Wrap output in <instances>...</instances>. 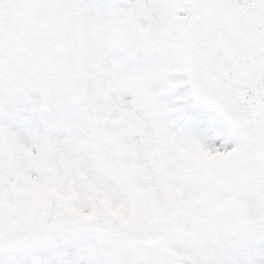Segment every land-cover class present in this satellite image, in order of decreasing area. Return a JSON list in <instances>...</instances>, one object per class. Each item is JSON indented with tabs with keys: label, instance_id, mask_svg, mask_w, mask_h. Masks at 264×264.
Returning a JSON list of instances; mask_svg holds the SVG:
<instances>
[{
	"label": "snow or ice",
	"instance_id": "obj_1",
	"mask_svg": "<svg viewBox=\"0 0 264 264\" xmlns=\"http://www.w3.org/2000/svg\"><path fill=\"white\" fill-rule=\"evenodd\" d=\"M0 264H264V0H0Z\"/></svg>",
	"mask_w": 264,
	"mask_h": 264
}]
</instances>
